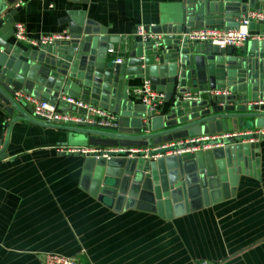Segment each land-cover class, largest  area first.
Listing matches in <instances>:
<instances>
[{
    "label": "water",
    "instance_id": "1",
    "mask_svg": "<svg viewBox=\"0 0 264 264\" xmlns=\"http://www.w3.org/2000/svg\"><path fill=\"white\" fill-rule=\"evenodd\" d=\"M18 2L0 0V107L11 116L21 114L12 123L27 119L61 128L68 131L71 146L103 149L251 129L225 139V146L153 160L88 152L84 183L100 201L115 209L136 207L172 218L209 206L221 199L222 191L229 197L238 174L256 170L255 155L264 139L254 131L264 129V40H251L238 49L193 41L187 33L195 27H238L249 9L264 11V0H184L171 22L151 28L155 37L134 41L123 64L109 60L110 44L117 40L83 12L66 18L68 38L22 51L11 41L15 16L23 8ZM250 28L264 34V24L253 22ZM136 79L148 80L165 93L168 106L161 114L131 99L129 88ZM18 91L59 109L85 113L62 96L82 99L108 109L117 119L109 126L45 122ZM9 137L10 131L6 145ZM246 137L255 140L240 141Z\"/></svg>",
    "mask_w": 264,
    "mask_h": 264
},
{
    "label": "crops",
    "instance_id": "2",
    "mask_svg": "<svg viewBox=\"0 0 264 264\" xmlns=\"http://www.w3.org/2000/svg\"><path fill=\"white\" fill-rule=\"evenodd\" d=\"M183 3L23 0L15 23L23 22L28 36L38 38L68 33L66 18L83 12L117 40L110 44L115 50L109 60L123 58V64L134 41L143 39L139 27L151 32L153 26L171 22ZM11 41L24 52L37 49L15 34ZM141 84L136 79L129 92L143 105L133 93ZM167 106L160 103L156 113ZM19 115L0 107V152L7 154L0 157V264H43L47 252L76 256L80 264H264V139L255 155L256 170L238 174L233 194L228 190L225 197L222 191L221 199L209 206L167 218L100 201L84 183L87 154L69 152L77 146L68 144V131L27 119L12 123Z\"/></svg>",
    "mask_w": 264,
    "mask_h": 264
},
{
    "label": "built area",
    "instance_id": "3",
    "mask_svg": "<svg viewBox=\"0 0 264 264\" xmlns=\"http://www.w3.org/2000/svg\"><path fill=\"white\" fill-rule=\"evenodd\" d=\"M23 0H19L22 3ZM239 25L235 28L226 29L224 27H198L193 28L187 36L190 40L212 43L221 47H236L239 48L245 45L250 40H264V34L258 30L250 28L251 23L264 24V11L258 9H249L242 14L238 19ZM15 37L18 40H27L32 46L36 48H43L57 40L68 38L67 32L62 33H45L38 38H31L27 34L26 26L23 22L15 23ZM137 34L143 39H150L155 37V34L148 32L145 26H140ZM114 48H110L109 52L113 53ZM123 58H117L116 63H122ZM218 94L223 91H215ZM23 93V92H22ZM134 95L145 105L151 106L156 110L157 106L165 102V93L154 89L150 81L145 80L141 85L134 89ZM18 94V93H17ZM25 98L33 106L34 113L40 120L45 122L60 124V125H79V124H99V125H113L116 122L117 116L106 108L95 105L89 101L76 99L73 97H65L70 104H74L77 109L85 110V113L78 111H68L59 109L56 105L47 100H40L32 95L18 94ZM196 96L195 98H198ZM32 102V103H31ZM251 130H239L228 132H217L213 134H203L192 136L184 139L173 140L149 147H125L115 146L107 149L97 147H71L69 152H96V151H111L115 155H125L127 157H142L153 160L166 155H187L198 150L211 149L218 146H225V139L249 134ZM257 132L264 134V129ZM255 139L245 138L240 141H254ZM105 157L110 158L112 155L104 154ZM43 264H80L76 256H64L55 252H47L44 255Z\"/></svg>",
    "mask_w": 264,
    "mask_h": 264
}]
</instances>
